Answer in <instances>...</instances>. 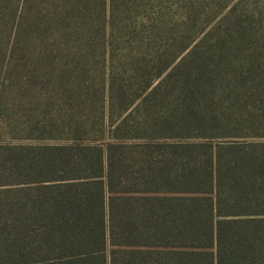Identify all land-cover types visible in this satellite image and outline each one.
Wrapping results in <instances>:
<instances>
[{"label": "trees", "instance_id": "trees-1", "mask_svg": "<svg viewBox=\"0 0 264 264\" xmlns=\"http://www.w3.org/2000/svg\"><path fill=\"white\" fill-rule=\"evenodd\" d=\"M250 2L0 0V264H264Z\"/></svg>", "mask_w": 264, "mask_h": 264}, {"label": "rangeland", "instance_id": "rangeland-1", "mask_svg": "<svg viewBox=\"0 0 264 264\" xmlns=\"http://www.w3.org/2000/svg\"><path fill=\"white\" fill-rule=\"evenodd\" d=\"M240 0H223V6H234L235 4H237ZM252 4H249L248 6L250 7H255V6H264V4H262V2H257L258 0H250ZM221 6V5H220ZM240 6H243V3L240 4ZM4 131H2L3 133ZM4 134V133H3ZM12 142L14 143H22V144H30V143H36V142H42V143H54L53 141H49V140H46V141H37L36 139L34 138H29V137H26V136H23L21 133H17V135H14L13 138H12Z\"/></svg>", "mask_w": 264, "mask_h": 264}]
</instances>
